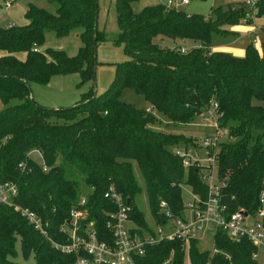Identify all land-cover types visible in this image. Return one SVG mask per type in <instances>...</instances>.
I'll return each instance as SVG.
<instances>
[{
    "label": "trees",
    "instance_id": "trees-1",
    "mask_svg": "<svg viewBox=\"0 0 264 264\" xmlns=\"http://www.w3.org/2000/svg\"><path fill=\"white\" fill-rule=\"evenodd\" d=\"M49 1L57 4L55 12L28 3L26 24L0 27V51L4 52L0 56V102L4 105L0 109V184L17 185L14 202L48 222L51 240H70L63 228H70L69 211L82 193H87L83 208L88 214L81 226L93 221L98 237L109 239L105 222L115 205L104 192L111 183L131 206L133 223L147 228L143 211L134 203L141 187L132 162L143 177L156 223L166 222L161 200L175 215L184 209L182 184L206 198L204 166L194 160L184 166V157L175 152L183 143L188 154V144L195 147L198 141L158 129L160 117L155 112L173 124H187L204 115L210 103L217 105L218 127L229 136L228 141L206 148L213 156L217 178L225 182L223 199L232 211L258 208L261 193L264 197V104L260 103L264 101V35L261 49L247 43L243 56L213 51L210 41L214 33H231L225 25L264 17V0H254V10L241 3L227 9L219 6L209 15L162 3L135 11L132 3L137 0H115L119 30L112 41L122 46L128 58L116 65L103 93L94 96L91 88L74 105L57 109L35 102L30 84L46 85L54 75L73 72L82 81L92 80L94 49L104 34L97 28V0ZM76 28H81L83 44L75 55L50 47L39 49L46 30L64 36ZM158 35L186 41L189 47L181 52L182 45H161L155 41ZM20 52L25 53L23 59L16 56ZM126 89L140 95L148 108L121 99ZM12 99L18 102L10 104ZM35 149L47 170L29 156ZM21 162L26 163L24 170ZM18 238L22 256L32 255L34 264H74L77 257L60 252L11 205L0 202V264H18L13 259ZM212 239L217 252L200 250L196 239L183 243L162 238L147 245L136 262L184 264L188 257L190 264H256L251 259L255 247L248 240H231L219 229Z\"/></svg>",
    "mask_w": 264,
    "mask_h": 264
},
{
    "label": "rangeland",
    "instance_id": "rangeland-1",
    "mask_svg": "<svg viewBox=\"0 0 264 264\" xmlns=\"http://www.w3.org/2000/svg\"><path fill=\"white\" fill-rule=\"evenodd\" d=\"M167 1L168 0H137L132 3V7L135 11H139L146 5H153L157 3L165 5ZM246 1L247 0H189L187 4H179L177 7L187 13L209 15L212 14L213 9L219 6L223 9H227L230 6H238L241 3H244L245 6ZM28 3H35L36 5L45 7L47 10L52 12H55L57 7L55 2H51L49 0H15L9 7H4L3 1L0 0V6L3 9V13H0V27L26 24L24 13ZM97 5V28L98 30L103 31L104 37H101L100 41L96 45V68L94 80L82 81L80 75L77 72H73L65 75H54L52 76L50 82L46 85L31 83V96L35 102L45 107L57 109L60 107H70L74 105L77 101L81 100L82 94L91 88L93 89V93L99 95L107 89L113 80L116 65L128 58L124 54L122 46L115 45L112 41L117 36L119 30L115 11V0H97ZM253 18L255 17H251L252 20ZM244 25H247V23L239 22L237 24L225 25L224 27L229 31L239 32L241 37L238 38L231 33H229L230 35L214 33L210 41V47L215 49V51L226 52L227 49L225 48L226 50H224V46L230 45L244 48L247 40L253 41L254 45L257 41L256 45L259 44V46H261L262 37L264 35V29L262 28V31L261 27L264 25V17H257L250 24L254 27H258L259 29L257 30V34H253V36L248 35L250 33L246 34L247 32L242 31L241 28ZM80 32L81 28H76L64 36H57L54 31L48 29L44 34V43L39 47V49L44 50V48L50 47L52 49L63 50L70 56L75 55L83 44L80 38ZM241 40L244 42L240 43ZM155 41L164 46L174 47L175 45H182L185 48L189 47V44H184L186 41L174 42L171 38L163 37L161 35L156 36ZM23 53L24 52H20L19 56H22ZM121 99L130 102L137 107L148 108L145 100L132 90H124L122 92ZM17 102V99H12L10 104ZM260 103L264 104V101H261ZM3 107L4 105L0 102V109ZM155 114L160 117V123L157 127L158 129L180 133L198 141L195 147L188 144L187 149L189 152L194 151V156L198 153V156L195 157L197 160L194 161H197L204 166L201 173L203 172L204 174H207L209 172L207 166H209L210 169L213 170L210 179L217 182V167L213 163L211 157H209L208 148L206 149L203 147L202 140L208 135L217 134V144H221L229 140L227 132L223 133V130L215 125L213 118H208L204 115L196 117L192 122L187 124H173L160 113L155 112ZM214 118H216V115ZM182 147H184L183 143H180L179 148L182 149ZM29 156L35 158L36 160L39 159L37 154L34 152ZM132 172L141 187V191L137 193L134 198V203L144 213L145 220L148 225V227L145 228V232H153L157 234L159 229L168 231V225L156 223L150 213L143 177L135 162H132ZM86 188L87 187L85 185H82V189ZM181 192L182 200L184 204H187L192 199L191 187L184 183L181 185ZM83 194L85 193H82V195ZM197 246L200 250L212 252L213 239L211 232L205 231L204 233H200ZM15 248L17 252L16 256L13 258L15 262L18 264H34V258L32 255L28 258H24L22 256L19 238L16 241ZM184 264H190L188 257H185Z\"/></svg>",
    "mask_w": 264,
    "mask_h": 264
},
{
    "label": "built area",
    "instance_id": "built-area-1",
    "mask_svg": "<svg viewBox=\"0 0 264 264\" xmlns=\"http://www.w3.org/2000/svg\"><path fill=\"white\" fill-rule=\"evenodd\" d=\"M15 0H4V6L9 7ZM189 0H168L165 4L167 8H178L179 4H187ZM245 6L249 10L255 9L254 0H247ZM255 41V40H254ZM179 51L185 52V47L178 48ZM217 105L210 103L209 109L204 116L213 118L217 124ZM216 115V118L214 116ZM219 128V127H218ZM222 130V129H221ZM226 133V130H223ZM217 134L206 136L202 140L204 148H214L217 144ZM38 156V162L43 170H47L46 165L41 157V153L35 149L29 152ZM176 154L183 156L184 166H187L198 156L190 152L186 154L184 149H177ZM213 161V156L211 157ZM20 169L24 170L25 162L19 164ZM213 170L204 176L207 183V196L201 198L192 193V199L185 204L184 209L175 215L165 200L160 201V209L166 218L164 224L168 225V231L158 230L157 234L145 232V228L134 224L131 217V206L126 202L122 195L116 190L113 183L109 184L104 192V197L115 205V209L107 212L105 227L111 233L109 239H100L94 228V222L89 221L83 227L80 221L87 217L88 211L83 208L87 201V193L81 194L79 202L69 211L67 220L70 228L64 227L63 230L69 233L70 240L65 243H58L48 237V222L27 207L16 204L13 197L17 194V185L12 181L0 184V202L11 205L14 210L24 216L32 226L47 237L52 246L62 253L76 254L74 264H137L136 258L145 253L147 245L157 243L160 239H180L183 243H188L191 239L198 240L199 234L209 231L212 233L219 229L227 237L234 241L246 239L253 244L254 251L251 259L256 264H264V197L261 193L260 204L258 208L247 211L243 207L231 210L224 201L223 187L225 182L219 180L212 181ZM217 252V249L212 250ZM229 257V256H228ZM232 264V263H230Z\"/></svg>",
    "mask_w": 264,
    "mask_h": 264
},
{
    "label": "crops",
    "instance_id": "crops-1",
    "mask_svg": "<svg viewBox=\"0 0 264 264\" xmlns=\"http://www.w3.org/2000/svg\"><path fill=\"white\" fill-rule=\"evenodd\" d=\"M3 1V5H4V0H2ZM5 7V6H4ZM3 7V8H4ZM0 13H3V9H2V7L0 6ZM255 18H257V17H255ZM255 18H253V20H252V22L255 20ZM258 18H261V17H258ZM251 22V23H252ZM251 23H247V25H244V26H242V31H244V32H247L246 34H248V33H250V34H248V35H251V36H253V34H257V30H259L258 29V27H254L253 25H250ZM241 27V26H240ZM264 29V25L261 27V29ZM263 29H262V31H263ZM251 31V32H250ZM264 32V31H263ZM231 34L232 35H235V36H237L238 38L239 37H241L240 35H239V32H236V31H233V33L231 32ZM228 35V34H227ZM230 35V34H229ZM256 38V37H255ZM255 38H254V40H255ZM253 40V39H252ZM244 41L243 40H241L240 41V43H243ZM250 42H253V41H250V40H247V42H246V44L247 43H250ZM256 43H257V41H256ZM256 43H255V46L260 50L261 49V46H259V44H257L256 45ZM246 44H245V46H246ZM183 47V46H182ZM223 48V47H222ZM227 50H226V49ZM213 51H215V49H213V48H211ZM224 50H226V52H229V53H231V54H233V55H235V56H243L244 55V53H245V47L244 48H239V47H234V46H224ZM3 53L4 52H1L0 51V56L1 55H3ZM19 54L20 53H17L16 54V56L18 57V58H21V59H23L24 58V56H25V53H23V55L22 56H19Z\"/></svg>",
    "mask_w": 264,
    "mask_h": 264
},
{
    "label": "water",
    "instance_id": "water-1",
    "mask_svg": "<svg viewBox=\"0 0 264 264\" xmlns=\"http://www.w3.org/2000/svg\"><path fill=\"white\" fill-rule=\"evenodd\" d=\"M95 18L97 19V11H96V15ZM96 56V48L94 49V57ZM95 68H96V57H95V64H94V68H93V80L95 78ZM96 93H94L95 96Z\"/></svg>",
    "mask_w": 264,
    "mask_h": 264
}]
</instances>
